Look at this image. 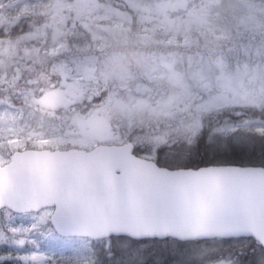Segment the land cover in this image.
<instances>
[{
	"label": "rangeland",
	"instance_id": "1",
	"mask_svg": "<svg viewBox=\"0 0 264 264\" xmlns=\"http://www.w3.org/2000/svg\"><path fill=\"white\" fill-rule=\"evenodd\" d=\"M69 12L44 49V25ZM1 27L0 164L19 148L169 145L206 118L220 133L264 134L263 119L236 113L264 106V0H0ZM43 56L51 63L43 72L12 65L13 57L42 64ZM228 112L233 122L217 119ZM50 213L0 212V245L18 256L6 264L96 259V243L58 236ZM214 243L168 240L143 263L186 264L189 255L215 252ZM116 259L110 253L104 263Z\"/></svg>",
	"mask_w": 264,
	"mask_h": 264
},
{
	"label": "water",
	"instance_id": "2",
	"mask_svg": "<svg viewBox=\"0 0 264 264\" xmlns=\"http://www.w3.org/2000/svg\"><path fill=\"white\" fill-rule=\"evenodd\" d=\"M133 149L124 141L13 150L0 164V209L51 208L50 225L62 237L264 244V166L167 167Z\"/></svg>",
	"mask_w": 264,
	"mask_h": 264
},
{
	"label": "trees",
	"instance_id": "3",
	"mask_svg": "<svg viewBox=\"0 0 264 264\" xmlns=\"http://www.w3.org/2000/svg\"><path fill=\"white\" fill-rule=\"evenodd\" d=\"M105 1V0H103ZM112 1V0H111ZM69 17H61L58 22L51 21L48 24H45L43 27L44 31V49L48 46H51L53 43V33L56 28H63L66 23L70 22L71 13L69 12ZM64 21V22H63ZM63 22V23H62ZM4 32L2 31V27L0 28V39H2ZM16 59L15 62L12 63L13 66L23 67L24 64H32L34 71H38L41 67V71H45L50 61H48L47 56L40 57L42 58L43 63L39 64L33 60H24L18 62L20 57H13ZM38 59V58H36ZM35 62V63H34ZM39 72V71H38ZM37 72V73H38ZM23 74L28 73L26 70H23ZM36 73V72H35ZM239 114V118H243L245 116L257 117L264 120V106L261 108H248L243 111L236 112ZM217 119L219 116L221 118H225L229 122H233V115L228 113H218ZM216 119V120H217ZM213 119H205L201 127L197 130L194 135L187 136V134L178 133L174 138L170 136L169 140H171V144L168 145L167 142L157 143L152 146H142L140 144H134L133 152L137 155L143 154H151L153 155V159L157 164L167 166V167H197L200 165L206 164H224V163H233V164H241V165H261L264 166V134L257 133H220L214 129ZM66 148V147H60ZM20 149V148H19ZM1 209L0 212H2ZM7 210V209H6ZM9 213H13L7 210ZM5 225H0V228L4 230ZM6 235L10 234V232H6ZM110 241V245L108 249H105L103 246H97L100 243V240H90L93 243H96L95 249H93V257L96 259L91 261V263L87 262L85 264H105V258L107 254H114V261L110 264H144L143 257L147 255V252H153L156 250L157 252L160 250V246H164L168 240L174 239H141L134 240L125 236H110L108 238ZM118 240H124L128 245L118 246ZM134 245L138 246L134 252L130 253L129 257H125L127 247L130 248ZM0 258L2 264L12 263L15 258H18L17 255H5L4 252L7 248L4 244L0 245ZM157 256H160V254ZM22 258V256H19ZM92 258H90L91 260ZM165 258V262L162 264H170L171 259ZM54 264H84L82 261L78 260H70V259H60L56 260Z\"/></svg>",
	"mask_w": 264,
	"mask_h": 264
},
{
	"label": "flooded vegetation",
	"instance_id": "4",
	"mask_svg": "<svg viewBox=\"0 0 264 264\" xmlns=\"http://www.w3.org/2000/svg\"><path fill=\"white\" fill-rule=\"evenodd\" d=\"M4 92H7V85H4V83L2 84L0 80V98L1 94ZM164 239H174L178 245L191 243H203L208 245L212 242H215V245L217 244L215 252L200 251L192 256L189 255L186 264H210L212 262L216 264H264V244L259 243L252 237H214L194 240H178L175 238ZM170 259V264H175L173 258Z\"/></svg>",
	"mask_w": 264,
	"mask_h": 264
}]
</instances>
